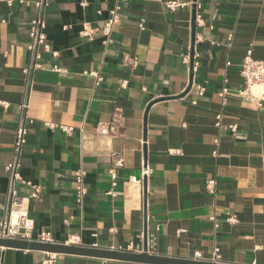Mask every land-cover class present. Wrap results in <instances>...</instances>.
I'll list each match as a JSON object with an SVG mask.
<instances>
[{"label":"crops","instance_id":"0c3cea01","mask_svg":"<svg viewBox=\"0 0 264 264\" xmlns=\"http://www.w3.org/2000/svg\"><path fill=\"white\" fill-rule=\"evenodd\" d=\"M80 1L49 0L46 34L58 55L42 53L43 68L33 72L30 89L22 69L31 63L27 45L35 8L0 1V101L9 104L0 105V221L7 202L5 166L27 95L34 122L21 173L41 186L40 197L29 203L34 239L49 231L59 243L78 235L82 245L127 251L132 242L146 245L138 238L146 225L159 228L149 254L210 259L218 247L217 263L264 264V110L237 94L246 53L251 49L264 60V0H196L203 21L196 24L201 39L194 45L197 68L188 92L191 66L183 56L192 51L194 0H182L188 4L175 11L165 7L168 0L122 3L121 21L107 44L99 28L119 0H89L86 7ZM86 22L96 29L92 38L80 35ZM133 59L136 64L127 61ZM54 64L68 71L55 72ZM91 71L102 76L99 85ZM225 85L230 91L223 106ZM220 112L223 125L237 126L235 133L216 125ZM115 113L122 118L117 133H99ZM46 121L75 131L67 135ZM113 153L124 158L122 166H115ZM146 162L152 173L142 191L135 180ZM113 167L118 184L111 194ZM80 168L87 191L79 202L74 172ZM212 177L216 195L205 187ZM16 188L20 196L31 192L21 182ZM230 214L236 222L227 220ZM45 252L0 245V264H41ZM57 264L150 263L58 253Z\"/></svg>","mask_w":264,"mask_h":264},{"label":"built area","instance_id":"2783aa9c","mask_svg":"<svg viewBox=\"0 0 264 264\" xmlns=\"http://www.w3.org/2000/svg\"><path fill=\"white\" fill-rule=\"evenodd\" d=\"M6 2L9 6H13L15 2H19L21 5H33L35 8V16L33 17L30 25L29 38L30 41L27 45V49L30 52L31 63L28 67L22 69L25 76L26 88L30 89L33 83V72L37 69L43 68L41 63L42 53L50 52L54 57L58 55V52L52 51L51 46L47 39L46 34V11L49 6V0H0ZM129 0H119V2L109 10V16L104 20L103 24L100 26V31L104 36L103 43L107 44L111 42V32L114 25L120 23L122 18V3ZM188 2L182 0H168L165 2V7L169 10L175 11L178 7H184ZM80 5L86 7L89 5V0H81ZM202 18L200 15H196V24H202ZM140 27H143V23L139 24ZM95 28L89 23L86 22L83 25L80 35L83 37L92 38L95 33ZM201 39L200 36L195 37V41ZM232 39V35L230 36ZM183 60L186 64H191V55L186 53L183 56ZM130 63L136 64V59L132 61L127 60ZM231 63L227 61L229 66ZM241 77L243 78L244 84L241 88L237 89V94L244 101H249L254 103L258 108L264 110V60L255 59L252 56V50L250 49L244 56L241 62ZM197 68V62H194L193 69ZM52 70L58 73H66L68 70L58 64H54ZM96 79V85H99L102 81V76L97 71L89 72ZM228 79H225L227 82ZM122 86L127 85V81L123 80L121 82ZM256 86H260V89H256ZM198 92L202 95L205 91V88L198 84ZM230 91V88L225 85L221 92L219 93L221 97V103L225 106L229 99L227 93ZM0 105L7 108L8 103L0 101ZM29 99L26 95L23 102L19 106L20 108V119L17 123L15 131V141L13 147V155L11 160L6 164L5 169L8 173V191H7V202L5 208V214L0 221V238L4 239H22V240H35L43 243H55L51 232L43 231L39 234L37 238L32 237V232L35 228V221L29 214V203L31 199H36L40 197L41 186L33 183L32 181L25 180L22 176V155L23 150L27 142V134L29 131V125L34 122V119L28 115ZM216 125L230 130L232 133H235L237 130L236 125H223L221 122L222 113L216 115ZM122 123V118L118 113L113 115V118L110 122L101 125L98 128V132L102 134H115L118 131ZM46 127L50 129L59 128L67 135H72L75 131V127L72 125L59 124L51 121L45 122ZM216 143H219V138L215 139ZM171 153L180 152L179 149H172ZM216 154H218L216 152ZM115 157V166H122L124 163V158L118 153H113ZM110 180L112 183V189L110 190L111 194H114L113 188L118 184V175L115 171V168L109 170ZM152 173V167L146 163L143 164L141 168V178L137 181L141 187L142 191L145 190L144 182L147 177ZM86 171L82 168L74 172V181H75V192L78 201H82L84 195L86 194V187L84 185V177ZM21 182L28 185L31 188V192L27 196H20L18 194L16 183ZM206 190L211 195H216L217 191V180L212 177L206 180L205 183ZM215 221V216L211 217ZM229 222L234 223L237 221L235 214H230L228 219ZM159 228L156 230H151L147 228L146 233V246L140 245L139 243L132 242L130 243L127 251H133L137 253H149L150 249L155 248ZM139 240L143 241L144 231L138 234ZM66 245H82L81 238L78 235H73L65 241ZM96 245H94L95 247ZM122 250V249H121ZM193 260H206L212 262L220 261V248H215V255L210 259H205L200 253H195ZM58 262V253L55 252H45V257L42 259L41 264H57Z\"/></svg>","mask_w":264,"mask_h":264},{"label":"water","instance_id":"95a60500","mask_svg":"<svg viewBox=\"0 0 264 264\" xmlns=\"http://www.w3.org/2000/svg\"><path fill=\"white\" fill-rule=\"evenodd\" d=\"M196 0L193 4V17H192V51H191V79L190 84L185 92H188L192 82H193V64H194V45H195V36H196ZM149 108V107H148ZM147 108V110H148ZM147 111L145 114L144 121H146ZM144 187H146V180L144 182ZM147 226L144 227V240L146 241ZM0 245L6 247H16V248H30L44 250L48 252L55 253H73V254H83L90 256H99L103 258H112L119 260H128L135 262H143L150 264H225V263H216L206 260H192L180 257H170L165 255H155L149 253H135L132 251L126 250H117V249H103V248H94L86 245H66L64 243H43L35 240H22V239H4L0 238ZM146 246V245H145Z\"/></svg>","mask_w":264,"mask_h":264},{"label":"bare ground","instance_id":"6f19581e","mask_svg":"<svg viewBox=\"0 0 264 264\" xmlns=\"http://www.w3.org/2000/svg\"><path fill=\"white\" fill-rule=\"evenodd\" d=\"M256 87H259V89H260V86H256Z\"/></svg>","mask_w":264,"mask_h":264}]
</instances>
